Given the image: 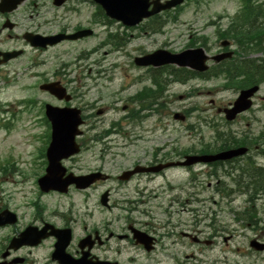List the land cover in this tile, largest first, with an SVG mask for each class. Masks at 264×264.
Returning a JSON list of instances; mask_svg holds the SVG:
<instances>
[{
    "label": "rangeland",
    "instance_id": "rangeland-1",
    "mask_svg": "<svg viewBox=\"0 0 264 264\" xmlns=\"http://www.w3.org/2000/svg\"><path fill=\"white\" fill-rule=\"evenodd\" d=\"M238 1H186L179 7L181 9L178 22L169 24L160 34L154 35L145 33L139 28L124 31L117 24L109 27L94 25L89 15L90 11H93L92 5L81 0H69L65 9H55L50 0H35L38 8L23 6L9 16L10 21L17 27L13 33L7 31L0 33V49L21 48L26 53L0 70V104L3 107L12 105L11 110L15 111L16 115L14 134L6 143L0 145V158L12 157L14 162L10 163L14 164L21 174L0 175V206H8L16 213L20 219L18 228L32 221L35 210L29 204L39 203L45 208L44 219L48 223L58 224L59 221L62 222L68 217L75 220L77 223L72 228L76 239L81 237L86 227L88 230L97 229L98 231L106 227L109 232L120 235L126 227L125 219L129 216L125 210L121 209L124 206L122 202L127 197L132 201L136 197L132 188L119 189L114 183L104 184L86 193L72 191L67 196L53 194L40 197L35 182L37 175L42 171H35L33 164L35 145L27 142L25 128L28 124V114L23 112L19 115L20 107L13 105L15 102L34 99L37 100L36 102L54 103L37 90L36 84L40 81L34 76L51 77L55 73L68 71L69 80L73 82L71 86L77 88L79 94V99L75 101L74 106L88 110H90L89 107H93L94 112L100 109L105 112L94 120V130L91 132L89 131L92 130L90 129L91 121L88 119V112H85L87 120L83 131L88 132L87 135L90 136L98 134L100 138H104L102 136L104 132H111L103 141L107 143L106 146L110 150L105 155V146L102 142L83 148L78 156L64 163L75 176L85 175L96 169H103L112 176L118 175L129 168L137 158L145 153H151L155 145L161 147L163 143L172 144L170 148H175L176 153L184 148L197 149L202 143L212 141L213 132L216 129L248 136L257 134L261 130L264 125V85L260 88L257 95L259 99L255 102L251 115L246 114L245 119L230 126L223 124L216 114V107L227 106L236 98L237 92L222 89L221 80H193L188 81L186 85H175L172 89L175 97L171 100L175 102V108H168L165 115L169 116L172 112L178 111V107H183L186 103L183 98L187 96V109L192 108L187 124H180L166 118L167 122L163 123V127L158 126L160 116H153L141 122L125 121L126 114L122 111L123 107L128 106L126 102L128 97L149 85V81L138 80L140 74L144 72L132 65L134 58L163 47L167 50L179 51L188 44V37L194 31L199 36H207L212 50L215 51L218 43L215 45L214 28L207 27L206 24L210 21L219 22V26L225 28L229 23L226 16H233L240 10ZM252 2L264 5V0H252ZM70 7H74L75 11L70 12ZM2 23L3 17H0V30ZM76 26L93 29L95 34L76 44L63 43L43 54L25 48L20 39L25 31L48 35L57 33L61 28L72 31ZM106 31L123 39L120 42L121 48L101 45L105 40L104 32ZM165 43L169 45L164 46ZM93 49L97 51L91 53ZM257 57L264 60V46ZM63 65L67 67L65 70L62 69ZM102 71L104 73L98 75V72ZM169 95L170 93H166L165 97ZM212 102L214 106H211ZM134 107L137 108L136 105H132V108ZM38 108L39 106L30 115H35ZM41 132L34 130L30 133L34 136ZM2 134L3 132L0 131V136ZM140 137L142 139H139ZM29 151L32 152L31 157L27 154ZM166 152L169 151L166 149ZM225 170L218 172L219 181L209 177L207 175L209 169L203 166H197L191 172L187 170V175L182 170L166 173L170 184L176 188L175 192L178 188L187 187V199H189L187 212L183 210V207L174 206L169 210L173 216L166 222L168 215L164 211L172 193L160 189L159 194L157 193L158 199L152 200L147 208L139 207L138 209L151 212L150 218L143 214H135L133 218L140 221L136 225L139 229L149 223L157 227L161 234L169 235L170 233V238L164 236L163 239V244L169 247L168 250L162 251L160 248L147 256L143 251L134 248L132 244L124 245L115 240L109 245L110 255L115 256L120 253V262L125 264H130V260L135 261V264H264V252L258 253L249 248V242L252 240L264 243V231L257 230V227H264V223L253 228L248 222L236 221L235 213H240L249 206L248 196L244 194L226 197L214 195L216 203H213L209 199L212 195L209 189H206V192H198L202 189L201 187L205 189L208 184L214 185L219 182L230 189L232 185L228 177L224 175ZM107 187L111 189L110 203L118 204L116 209L110 211L102 209L99 205L100 195ZM161 193L163 195H160ZM196 194L200 198L199 202H193L190 199ZM263 201L264 198L254 207L259 214L262 212ZM195 210L198 212L195 213ZM258 218L263 217L260 215ZM196 219H201L198 226L195 224ZM162 224L165 225L162 226ZM173 226L175 228H172ZM170 229L173 230V234ZM12 231L0 230V237L10 236ZM181 233L205 240L213 237V234L217 236L212 246H196L189 240H184ZM225 239L228 241L225 242ZM72 248L75 249L76 245ZM51 252L52 242H45L37 251L32 252L31 261L33 262L35 258L52 264ZM22 253L24 254V251Z\"/></svg>",
    "mask_w": 264,
    "mask_h": 264
},
{
    "label": "water",
    "instance_id": "water-1",
    "mask_svg": "<svg viewBox=\"0 0 264 264\" xmlns=\"http://www.w3.org/2000/svg\"><path fill=\"white\" fill-rule=\"evenodd\" d=\"M22 0H2L0 5V11H10L16 7V4ZM131 0H102L100 2L101 6L106 10L107 14L116 19L125 23L127 18L134 13V10H138L139 14H143L146 11V7L142 4L141 1L135 6L130 4ZM137 16V17H138ZM78 36L73 37V39ZM39 38L29 39L32 46L38 47L43 45V42L38 44ZM59 41V40H57ZM53 42L52 44H54ZM46 115L52 123V141L50 147L47 151L49 158V168L48 176L42 179L39 183L42 191H48L50 188H53L58 191L65 190L66 186L74 182L77 188H85L89 185L90 179L88 178H79L75 181L71 177L66 180H61V177L64 173L60 169L57 162L61 159L68 158L71 155H74L78 152L77 147L74 144V137L77 135V127L80 124L78 119V112L75 111H58L47 107ZM226 156H220L217 159H225ZM213 159V158H212ZM199 162V159L190 160L189 163ZM54 179V183L52 180ZM33 243V245H36ZM65 244L64 240H61L56 245L57 253L55 258L59 259L61 264H70L65 262V258L62 254Z\"/></svg>",
    "mask_w": 264,
    "mask_h": 264
},
{
    "label": "flooded vegetation",
    "instance_id": "flooded-vegetation-1",
    "mask_svg": "<svg viewBox=\"0 0 264 264\" xmlns=\"http://www.w3.org/2000/svg\"><path fill=\"white\" fill-rule=\"evenodd\" d=\"M3 114L1 115H8L9 114V110L7 111H2ZM14 116L13 114L12 115H9L7 116L6 118L0 120V130L4 131V135L3 136H10L13 134V131H14V122H13V119ZM13 122V123H12ZM34 126H40L41 128H43L45 130L44 134L42 135V137L40 138H37V142L41 143L42 146L43 144L45 143V141L47 140V135H46V130H47V124L45 121H34L33 123ZM42 148L38 149V150H41ZM158 163V162H157ZM154 164V161H150V163L147 165V166H151ZM159 164V163H158ZM44 166V162H43V165ZM112 180V178L109 176V182ZM108 181H106L105 183H107ZM116 185L119 187L121 185V183L117 182V179H114L113 180ZM158 181H159V176L158 174L157 175H153V174H147V175H137V176H134L130 179V183H135V187L138 191H147L149 187H152L151 191H157L159 189L158 187ZM135 190V188H133ZM135 190V191H137ZM109 193V191H107ZM185 199V203L187 204V190H183V191H179L178 194H174L171 199L169 200V203L171 205H179L181 203V200L182 199ZM149 202V199L145 202V203H148ZM136 204H138L136 202ZM4 210V209H3ZM3 210H0L3 211ZM38 222L35 220V222L33 224H31V226H38L37 225ZM40 225V224H39ZM41 228V227H40ZM61 228H69L68 224L65 223ZM96 233V231H93L92 232V235H94ZM18 232H15L13 234V236H17ZM89 235V234H88ZM84 236H87V234H84ZM158 239L159 237H157V242H158ZM112 240L109 239L107 240L102 246H96L94 245L91 252H90V257L91 259H99L101 261H117V258L116 259H113L110 255H108L107 253V245L108 243ZM126 241L128 242H131L129 239H127V237L125 238ZM156 243V241H155ZM17 252V251H16ZM16 252H11L10 253V257H12V255ZM101 253H103V255H101ZM78 251H75L74 253V257H77L78 256ZM15 257V256H13ZM23 262L25 263L26 262V258H23ZM131 264H134L133 262Z\"/></svg>",
    "mask_w": 264,
    "mask_h": 264
},
{
    "label": "trees",
    "instance_id": "trees-1",
    "mask_svg": "<svg viewBox=\"0 0 264 264\" xmlns=\"http://www.w3.org/2000/svg\"><path fill=\"white\" fill-rule=\"evenodd\" d=\"M243 32H244V31H243ZM253 38H254V37H253ZM239 45H241V44H239ZM246 47L248 48L249 45H247ZM244 179H245V181L249 180L245 187H247V188L252 187V185H253L254 183H253V181L251 180V178H247V177H245ZM250 180H251V181H250Z\"/></svg>",
    "mask_w": 264,
    "mask_h": 264
}]
</instances>
